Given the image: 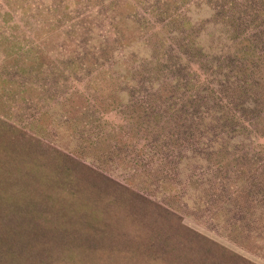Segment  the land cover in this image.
Listing matches in <instances>:
<instances>
[{
	"label": "rangeland",
	"instance_id": "rangeland-1",
	"mask_svg": "<svg viewBox=\"0 0 264 264\" xmlns=\"http://www.w3.org/2000/svg\"><path fill=\"white\" fill-rule=\"evenodd\" d=\"M0 264H264V0H0Z\"/></svg>",
	"mask_w": 264,
	"mask_h": 264
}]
</instances>
